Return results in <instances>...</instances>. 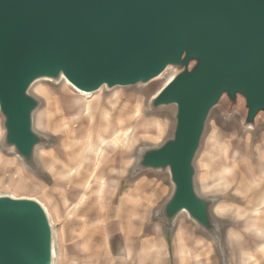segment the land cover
Returning a JSON list of instances; mask_svg holds the SVG:
<instances>
[{
	"label": "water",
	"instance_id": "95a60500",
	"mask_svg": "<svg viewBox=\"0 0 264 264\" xmlns=\"http://www.w3.org/2000/svg\"><path fill=\"white\" fill-rule=\"evenodd\" d=\"M150 115L170 121L166 138L140 145L141 175L166 179L170 193L154 220L171 236L183 217L221 247L212 208L197 184L196 161L217 107L242 109L243 130L264 117V0H0V143L14 146L32 174L40 82H67L92 95L144 90ZM140 169L141 171H137ZM55 230L37 199L0 194V264H55Z\"/></svg>",
	"mask_w": 264,
	"mask_h": 264
},
{
	"label": "rangeland",
	"instance_id": "374dc122",
	"mask_svg": "<svg viewBox=\"0 0 264 264\" xmlns=\"http://www.w3.org/2000/svg\"><path fill=\"white\" fill-rule=\"evenodd\" d=\"M164 83L153 82L144 90H102L89 96L64 81L60 85L40 82L32 89L43 103L35 113L34 126L39 117L38 131L51 138L48 148L53 151L44 157L51 162V172L40 169L39 175L32 174L19 160L0 154V194L37 199L45 205L56 234L55 264H66L64 253L76 234L99 249L97 258L122 257L130 239L123 233L131 230L127 225L122 231L117 218L128 175L118 193L123 173L117 176L107 167L123 165L130 151L137 154L140 145H155L168 136L170 121L147 110L148 99ZM242 112L241 108L227 111L222 106L214 110L196 161L201 194L207 177H218L219 187L211 198L223 214V218L215 215L224 230L221 247L183 217L170 237L162 231L165 250L155 245L154 256L161 264H177L178 259L182 264H244L246 260L251 264L256 259L252 252L264 243V117L259 118L258 130L244 131ZM2 136L0 119V140ZM110 141L112 144L104 146ZM82 163V167L86 163L84 173L78 170ZM95 165H100L101 177L91 180L88 168ZM11 166L19 177L4 179Z\"/></svg>",
	"mask_w": 264,
	"mask_h": 264
},
{
	"label": "clouds",
	"instance_id": "9594fccd",
	"mask_svg": "<svg viewBox=\"0 0 264 264\" xmlns=\"http://www.w3.org/2000/svg\"><path fill=\"white\" fill-rule=\"evenodd\" d=\"M51 119V117H49ZM35 128L39 130L41 128L39 117L37 118ZM215 135V133H213ZM53 149L47 148L46 146L37 145L34 151L33 161L37 168L44 172H51V162L46 160L44 157L52 152ZM143 148L139 149L142 153ZM0 154L9 156L10 160H16L17 154L14 146H7L0 143ZM139 164L137 155L129 152L124 160L123 166L126 169L124 175H129L130 171ZM137 171H141L137 169ZM15 166L7 167L5 170L4 179H17L19 177ZM218 177L209 176L207 177V183L202 188V193L205 198H211L215 189L219 187L216 183ZM153 185H156L155 180H149L147 176L141 175L139 180L136 181V187L133 189L132 197L128 200V213L132 220L141 221L137 228V234H143L145 226L151 225L154 234H159L163 231V227L158 223L154 222L153 217L156 215L153 213V209L156 207L158 196ZM156 187H159L156 185ZM213 215L223 218L221 212V206L219 204L212 208ZM245 231H248L245 229ZM71 248L65 250L64 259L66 264H161L160 259L156 258V248L151 247L147 240L143 243L139 239H129L126 241L122 257L119 259H107L103 257L97 258L96 253L99 249L90 246V243L80 239L79 234H76V238L70 241ZM252 255L256 257L255 260L251 261V264H264V243H261L256 248ZM177 264L182 262L177 260ZM244 264H249V261H245Z\"/></svg>",
	"mask_w": 264,
	"mask_h": 264
},
{
	"label": "crops",
	"instance_id": "0c3cea01",
	"mask_svg": "<svg viewBox=\"0 0 264 264\" xmlns=\"http://www.w3.org/2000/svg\"><path fill=\"white\" fill-rule=\"evenodd\" d=\"M91 148L93 149V145H91ZM130 150H132V149H130ZM100 151H102V150H99L97 152V155H98V153H100ZM82 165H83V163L80 165L78 170L82 169L80 171H82V173H84L83 172V170H84L83 167L86 165V163L84 164L83 167H82ZM98 166L95 165L94 167H89L88 168L89 179L91 178V180H93L96 176H100V174H101L100 173V165H98ZM107 169H108L109 172H116L117 176L120 175V172L123 173L122 174L123 178H121V180H120L121 183H119V189H117V191L119 193L122 190V188H123L122 183H124V179H125L124 172L126 171V169L124 168L123 165H118V164H110V166L107 167ZM145 176H147V178L149 180H155L156 181V185L159 186V187H156V185H153V190H155V192L157 193V196H158V201H157L156 207L152 210L154 212V210L157 208V206L160 203H162L164 201V199L169 195L171 188H170V185H168L166 179H161L158 176H150V175H145ZM137 180H139V179H137ZM137 180L130 181V182L126 181L125 182V186L126 187H125V189H123L122 193L120 194L121 196L119 198L118 218L117 219L119 220L120 224L122 225L121 226L122 231H125V230L128 229L127 225H130L129 228L131 230L129 233H123L124 237L125 238L128 237V238L133 239V240L139 239L141 241V243H143L144 240H147L149 246L156 248L155 245L157 244L160 249L162 248V250H165V245L162 247V244L163 243L165 244L164 240L161 238V233L162 232H160L159 234H154L153 231H152V227L149 224V225L145 226L142 236L138 235L137 234V228H138L139 224L141 223V221L132 220L130 215H129V213H128V208L130 207V205H128V200L133 198L132 197V192H133V189L136 187V181ZM153 220H154V217H153ZM154 222H155V220H154ZM127 223H129V224H127ZM161 240L163 241V243H162Z\"/></svg>",
	"mask_w": 264,
	"mask_h": 264
},
{
	"label": "bare ground",
	"instance_id": "6f19581e",
	"mask_svg": "<svg viewBox=\"0 0 264 264\" xmlns=\"http://www.w3.org/2000/svg\"><path fill=\"white\" fill-rule=\"evenodd\" d=\"M85 96H89L88 94H84ZM69 126V125H68ZM66 127V126H65ZM69 133V132H68ZM67 133V134H68ZM120 133H122V132H120ZM130 133V131L128 130V131H124V133H123V136H127L128 134ZM90 134H91V132H90ZM106 135V134H105ZM106 137V136H105ZM90 138V137H89ZM68 139H69V137H68ZM119 139V138H118ZM104 141V140H103ZM87 142V141H86ZM129 142V141H128ZM130 143V142H129ZM109 144H112L111 143V141L110 142H108V143H106L104 146H108ZM98 154H100V153H98ZM49 180V179H48Z\"/></svg>",
	"mask_w": 264,
	"mask_h": 264
}]
</instances>
